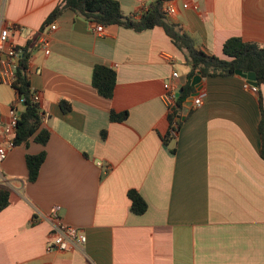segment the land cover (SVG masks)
Returning a JSON list of instances; mask_svg holds the SVG:
<instances>
[{
	"label": "crops",
	"instance_id": "crops-1",
	"mask_svg": "<svg viewBox=\"0 0 264 264\" xmlns=\"http://www.w3.org/2000/svg\"><path fill=\"white\" fill-rule=\"evenodd\" d=\"M61 1L0 0L10 42L30 51L28 79L49 132L44 146L30 139L0 164V187L8 189L0 264H264L258 93L238 75L201 79L193 92H204L201 105L188 110L164 145L166 85L178 91L185 83L184 55L160 27L135 32L110 25L101 35L68 9L50 24L46 55L37 40ZM116 1L136 16L155 0ZM174 4L168 19L208 54L223 57L232 37L264 46V0H197V9ZM96 64L116 74L110 99L91 84ZM260 94L264 110V83ZM16 98L0 83L1 123ZM110 111L127 117L110 121ZM40 152L38 176L28 182L25 155ZM129 190L145 201L143 214L130 212ZM56 205L85 243L46 249L53 236L48 213Z\"/></svg>",
	"mask_w": 264,
	"mask_h": 264
},
{
	"label": "trees",
	"instance_id": "trees-1",
	"mask_svg": "<svg viewBox=\"0 0 264 264\" xmlns=\"http://www.w3.org/2000/svg\"><path fill=\"white\" fill-rule=\"evenodd\" d=\"M169 0H155L142 9L137 16L126 15L116 0H62L47 16L41 31L49 26L53 20L68 9L75 15L82 17L88 22L107 27L116 25L131 29L135 32L160 27L171 39L174 46L184 55L185 63L189 66V73L184 84L179 87L174 102L167 107L168 131L162 138L167 145L172 138L170 129L176 124V132L183 123L182 108L184 102L193 94L195 87L191 85V79L199 74L201 79L207 77L234 76L235 71L244 74L253 73L257 83V100L260 110V119L257 125L260 136V156L264 159V110L260 94V85L264 83V46L254 43L243 42L239 38L227 39L222 46L223 57L208 54L199 48L194 40L176 23L171 22L165 15L162 6ZM24 54L20 66L16 72V82L12 85L15 94L23 99L19 111L18 121L15 128V146L24 145L30 139L41 145H45L49 138V132L42 128L40 105L31 98L32 91L28 76L25 73L26 64L30 51L23 48ZM116 74L114 70L96 64L92 69L91 84L99 96L110 99L114 92ZM63 112L69 110L66 101L60 103ZM169 110V111H168ZM127 117V112L115 113L110 111L109 119L121 122ZM171 153L174 149L170 150ZM44 161V153L25 155L28 182H34L38 176L39 168ZM127 197L130 200L129 210L131 213L141 215L146 211L147 205L143 198L135 191L129 190ZM8 204V189L0 187V211Z\"/></svg>",
	"mask_w": 264,
	"mask_h": 264
},
{
	"label": "built area",
	"instance_id": "built-area-1",
	"mask_svg": "<svg viewBox=\"0 0 264 264\" xmlns=\"http://www.w3.org/2000/svg\"><path fill=\"white\" fill-rule=\"evenodd\" d=\"M176 0H169L163 5V11L166 17H170L176 13V6L174 4ZM184 3H191L194 9H197V0H180ZM138 15V14H137ZM136 15V16H137ZM93 30L96 34H104V27L95 23H92ZM12 26L4 23L3 16L0 9V83L10 86L16 82V72L20 66V61L23 58L24 51L22 48L16 46L9 40V30ZM55 29V26L50 25L44 29L37 40V46L48 55L49 53V39L48 36L51 31ZM25 73L29 74V59L26 64ZM172 78H177V73L172 72ZM31 98L33 101L39 104L40 95L37 91L32 90ZM15 92V91H14ZM177 89L170 84L166 85V93L164 95L167 107L171 106L174 102ZM204 92L199 90L198 95L192 97L191 107H198L202 103ZM17 96V95H16ZM23 99L17 96L15 102H13L8 110L7 120L1 123L0 116V164L7 158L9 152L15 147V128L18 121V115L22 106ZM169 111V110H168ZM42 114V113H41ZM44 116H41V122L44 121ZM170 136L176 137V124H172L170 129ZM60 206H53L48 213V220L50 229L53 233L52 241L46 246L48 251H67L72 248L75 243H85V235L77 228L65 224L59 216Z\"/></svg>",
	"mask_w": 264,
	"mask_h": 264
},
{
	"label": "water",
	"instance_id": "water-1",
	"mask_svg": "<svg viewBox=\"0 0 264 264\" xmlns=\"http://www.w3.org/2000/svg\"><path fill=\"white\" fill-rule=\"evenodd\" d=\"M235 74L244 78L249 86V89L257 93V83L255 81V76L253 73H247L244 74L240 71H235ZM201 81V77L199 74H196L195 76L192 77L191 79V85L194 86L195 88H198L199 82ZM196 93L192 94L183 104L182 108V120L184 119V116L187 114L188 110L191 108L192 104V97L195 96Z\"/></svg>",
	"mask_w": 264,
	"mask_h": 264
}]
</instances>
